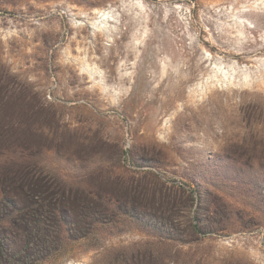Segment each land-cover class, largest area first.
I'll list each match as a JSON object with an SVG mask.
<instances>
[{
    "label": "rangeland",
    "instance_id": "1",
    "mask_svg": "<svg viewBox=\"0 0 264 264\" xmlns=\"http://www.w3.org/2000/svg\"><path fill=\"white\" fill-rule=\"evenodd\" d=\"M0 237L264 264V0H0Z\"/></svg>",
    "mask_w": 264,
    "mask_h": 264
},
{
    "label": "trees",
    "instance_id": "2",
    "mask_svg": "<svg viewBox=\"0 0 264 264\" xmlns=\"http://www.w3.org/2000/svg\"><path fill=\"white\" fill-rule=\"evenodd\" d=\"M3 247V240L2 238L0 237V263L2 262L3 264H7L8 263V260L4 259V254L2 253V248Z\"/></svg>",
    "mask_w": 264,
    "mask_h": 264
}]
</instances>
